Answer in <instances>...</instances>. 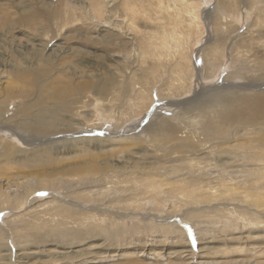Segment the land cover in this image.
<instances>
[{"label": "rangeland", "instance_id": "374dc122", "mask_svg": "<svg viewBox=\"0 0 264 264\" xmlns=\"http://www.w3.org/2000/svg\"><path fill=\"white\" fill-rule=\"evenodd\" d=\"M111 1L122 28L65 24L70 0H0V135L18 149L0 159V264H264V146L250 137L264 119L201 144L213 114L192 110L264 94V0ZM65 82L74 129L52 105ZM50 118L42 139L21 131ZM45 168L60 173L33 178ZM48 228L60 243L35 242Z\"/></svg>", "mask_w": 264, "mask_h": 264}, {"label": "bare ground", "instance_id": "6f19581e", "mask_svg": "<svg viewBox=\"0 0 264 264\" xmlns=\"http://www.w3.org/2000/svg\"><path fill=\"white\" fill-rule=\"evenodd\" d=\"M70 1L73 3L72 7L71 6H65L64 13H63L62 17H60V14L58 16L59 20L63 19V20L66 21L65 24L71 23L70 19H72V17L75 14L77 16L79 14H82L84 16L83 18L86 20V21L84 20L86 23L87 22L89 23L88 20H91L90 23H92V24L97 23V24H99L98 26H100V25L109 26L111 24V27H113L114 25L116 27H118V28H122L123 27V23H122L121 20H119V18L110 16L111 7H112V6H110V4L113 2L111 0H101V2H99V1L92 2L91 0H87V1L86 0H70ZM71 2H69V4ZM67 3H65V4H67ZM76 4H78L79 6H77ZM89 4H90V6H89ZM100 4H102V5H100ZM60 6H62V4H60ZM60 11H61V9H60ZM76 11H78V12H76ZM55 17H54V19H56ZM26 20L29 21V23H31L30 22L31 21L30 17L29 18L25 17V21ZM72 21L74 22V19ZM79 24H75V25H79ZM26 26L28 27V24ZM83 30H85V29H83ZM86 30H87V28H86ZM69 32H72V31L69 30ZM10 33H12V32L10 31ZM21 54H23V53H21ZM37 56H39V55H37ZM68 57L70 58V56H68ZM85 61H87V60H85ZM25 64H27V63H25ZM78 66H81V65H78ZM82 66H83V64H82ZM85 66H86V64H85ZM65 67H63V68H65ZM68 68H69V66H68ZM66 69H67V67H66ZM71 69H73V68H71ZM89 69H91V68L89 67ZM21 70L22 69L20 68L19 71L18 70H16V71L21 73ZM43 70L45 71V69H43ZM74 71H72V72H74ZM79 72H81V70H77L76 69V72H74V73H76V74L78 73L79 74ZM28 73H27V76H29V77L25 78L26 81H28V83L24 84L23 89H21L23 93H30L32 91V87L35 86V81H33V80H35L37 77L36 76H32L30 78V75H28ZM87 80L92 82V79L90 77ZM84 83H86V82H84ZM64 85H66V87L61 89L55 96L56 99H59L62 102L63 106L59 107V106H57L55 104V102H52L53 110L55 111V113L57 115H59L61 117V118L58 119V121H60V123H61V121L64 122L63 119H66V117L68 119H69V117H71V120L69 121V126L73 127L71 129H74V123H76V119H74L72 117V115L66 114V112H67L66 110L69 111L68 106H67L68 95H69V93L70 94L74 93V90H72L73 86L71 84L65 82ZM177 86L179 88H181L179 86V84ZM106 88H107L106 85L101 84L99 86V88H98V85H97L96 86L97 90L95 92L97 94H103L106 91ZM237 94H238L237 96H232V97H229L228 95L227 96H222V97H219L218 95H214L212 97L211 102L208 103L207 100L204 99L196 107L192 108V110L198 109L199 112L201 113V116H205L208 113L213 114L212 117H208L207 119L200 121L198 125H195V127H197V129H198V132L195 131V136L198 135L197 138L199 139L198 140L199 143L204 144V143H208L209 140L212 141V140H215V139H220L219 142H217V141H215V142L221 144L220 141L224 142V140H227V138H229V133H228L229 130L231 128L235 127L236 125H239V126H243V125L256 126V125L259 124V121L260 122L263 121L262 119H264V94H259V93L258 94L237 93ZM235 98H237V99H235ZM235 101H236V103H234ZM228 102H232V104H229ZM2 104H4V105L0 104V123H2L4 121L3 120V115L6 112V104L5 103H2ZM42 108L43 107H41V109ZM28 111L29 110L27 109V112ZM164 120L165 119L163 118L161 120V122L164 121ZM162 124L166 125L164 122ZM3 125H4V127H6L4 123H3ZM191 125L194 126V124H191ZM191 125L189 126V128H188V126H185L184 128L187 127L188 130H193L194 131V128ZM20 126H21V131L25 134L24 136L27 137V138H30V139H35L36 137H39V139H42L43 137H46L49 134H51L52 133L51 131H57V130H52L53 127L56 126V118L45 119V120H43L41 122H35V123L25 122V123L20 124ZM117 126L112 131H117V132L121 133L122 127L120 129V124H119L118 127ZM61 128L66 129V127L63 126V125H62ZM165 128L171 129L169 127H165ZM1 129H3V128L0 127V130ZM22 129H24V130H22ZM257 129H259V130H257ZM84 130H87V129H84ZM255 130H257V131H253L254 133H251V135L249 134L250 137L253 136L256 139V140H253V141L256 142V144H254V145L256 146V148H257V146L262 145V144L264 146V124L262 126H260L259 128H256ZM106 131H108V128L106 129ZM239 131H241V130L238 129L237 132H239ZM256 132H257V134H256ZM197 133H199V134H197ZM247 136H248V134H247ZM245 137H246V135H245ZM239 140L243 141V142H249V141L251 142V140H249V138H248V140H246V139L245 140L239 139ZM86 141L89 143V140H86ZM255 142H253V143H255ZM76 143H78V142H76ZM253 143L251 142V145ZM42 150H44V149H41V150H38V151L42 152ZM16 153H18V149L16 148V145L11 143V142L5 141V139L0 135V159L1 160L13 159V158L16 157V155H15ZM89 169H90V167L87 168V169L85 167H79V169L78 168L75 169L73 171V173L74 172H79V171L81 172L83 170L84 171H89ZM46 170L49 171V176L46 175V172H45ZM31 171H36V170H31ZM27 172H29V171H27ZM40 172L45 173V175H43V176L39 175ZM59 173L60 172L57 169L54 170V169H46L45 168V169H40L38 171L37 175L33 176V178H40V179L44 180V177L46 176L48 178V180H46V181H52V180L49 179V177L51 175H53V177H55L54 175H58ZM64 173H66V172H64ZM60 175H62V172H61ZM63 176H64V174L62 175V177ZM13 177L14 176H9V178H6V181L7 182H11L13 180ZM57 177L58 176H56V178ZM0 178H1V176H0ZM56 178H55V180H56ZM1 180H2V178H1ZM25 180H26L25 176H20L19 177V181H22L21 183L25 182ZM58 181H60V180H58ZM27 182H29V180ZM39 191L40 190H37V192H39ZM37 198H39V197H37ZM4 206H0V209H2ZM62 236L63 235L59 234V232L56 229L48 228L42 235L41 234L34 235V239H35L36 243H44V242H47V241H53L54 239H55V241H58L60 243L62 241V240L60 241V239H61L60 237H62ZM24 237H26L25 234H24ZM157 263L158 264H166V262L164 260H162V259L150 258L149 256H147L145 258V263L144 264H157ZM51 264H71V262L59 263V262L55 261L54 263H51Z\"/></svg>", "mask_w": 264, "mask_h": 264}]
</instances>
